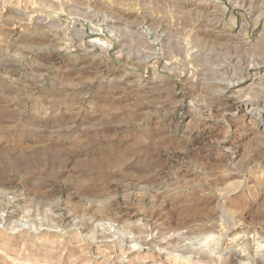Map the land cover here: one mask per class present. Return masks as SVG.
I'll list each match as a JSON object with an SVG mask.
<instances>
[{"label": "rangeland", "instance_id": "374dc122", "mask_svg": "<svg viewBox=\"0 0 264 264\" xmlns=\"http://www.w3.org/2000/svg\"><path fill=\"white\" fill-rule=\"evenodd\" d=\"M0 264H264V0H0Z\"/></svg>", "mask_w": 264, "mask_h": 264}, {"label": "bare ground", "instance_id": "6f19581e", "mask_svg": "<svg viewBox=\"0 0 264 264\" xmlns=\"http://www.w3.org/2000/svg\"><path fill=\"white\" fill-rule=\"evenodd\" d=\"M255 257V256H254Z\"/></svg>", "mask_w": 264, "mask_h": 264}]
</instances>
